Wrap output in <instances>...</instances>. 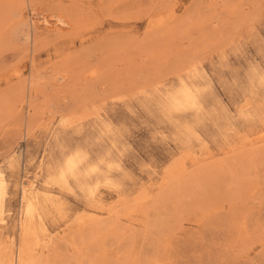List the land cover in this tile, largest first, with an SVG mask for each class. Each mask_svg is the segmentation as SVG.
Listing matches in <instances>:
<instances>
[{"label": "rangeland", "instance_id": "rangeland-1", "mask_svg": "<svg viewBox=\"0 0 264 264\" xmlns=\"http://www.w3.org/2000/svg\"><path fill=\"white\" fill-rule=\"evenodd\" d=\"M0 264H264V0H0Z\"/></svg>", "mask_w": 264, "mask_h": 264}, {"label": "bare ground", "instance_id": "bare-ground-1", "mask_svg": "<svg viewBox=\"0 0 264 264\" xmlns=\"http://www.w3.org/2000/svg\"><path fill=\"white\" fill-rule=\"evenodd\" d=\"M66 166H67L68 168H71V167L73 166V162H72L71 160L68 161V162H66ZM28 208H30V210H31V208H32V204H31L30 201H28Z\"/></svg>", "mask_w": 264, "mask_h": 264}]
</instances>
